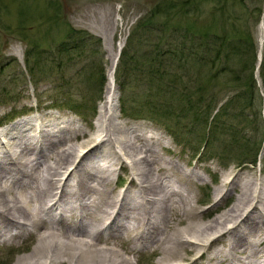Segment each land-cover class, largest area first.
Segmentation results:
<instances>
[{
	"label": "bare ground",
	"instance_id": "bare-ground-1",
	"mask_svg": "<svg viewBox=\"0 0 264 264\" xmlns=\"http://www.w3.org/2000/svg\"><path fill=\"white\" fill-rule=\"evenodd\" d=\"M259 30L260 49L264 18ZM117 47L94 131L53 114L0 129V242L33 244L13 264H129L140 246L160 249L158 264H264V181L228 172L211 208L235 192L232 204L198 218L211 210L191 202L201 175L163 157L155 134L115 121ZM124 166L129 182L115 190Z\"/></svg>",
	"mask_w": 264,
	"mask_h": 264
},
{
	"label": "rangeland",
	"instance_id": "rangeland-1",
	"mask_svg": "<svg viewBox=\"0 0 264 264\" xmlns=\"http://www.w3.org/2000/svg\"><path fill=\"white\" fill-rule=\"evenodd\" d=\"M180 1L182 0H0V129L25 117L53 114L67 120L71 119L74 125L80 126L88 133L94 131L93 120L97 116L99 103L104 98L107 80L105 77L106 82L97 100L98 91L93 84L95 76L91 73L95 70L98 73L102 67L106 76V68L110 61L107 55L115 52L119 43V50L124 48L128 34L139 18L146 17L159 2H166L165 4L175 2L184 5L182 7L187 14L175 8L170 12L172 16L166 21L169 24L178 23L186 26V23L195 22L198 26L208 28L211 26L216 28V32H226L233 36L242 32L251 34L255 45V59L251 72L259 88L260 100L255 98L254 104L246 110L248 119L239 124L237 130L239 135L249 139L250 150L254 145L257 147L262 136L264 137V94L262 75L259 73L264 38L260 49L257 41L259 24L264 18V0H197L198 5L189 11L185 7L187 4ZM70 27L98 36L101 42L97 53L93 52L94 47L91 43H87L82 50L64 51L59 42ZM166 30L160 38L161 46L170 41ZM26 51L31 54H27ZM36 51L40 55V69L30 73L27 61L34 59ZM219 58L220 62L224 61L223 55ZM238 60V55L230 56L227 64L236 68L240 64ZM97 63L98 67L95 69ZM164 63L167 67L173 65L170 60ZM143 67L147 69L146 65ZM248 70L249 66L241 74L247 76ZM212 73L208 70L206 75L211 76ZM138 74L140 75L132 73L128 77L130 98L132 93L136 98L142 97L147 92L145 86L150 85L152 87L149 89V95L152 102L163 103L162 96L156 95L159 91H156L154 84L159 81L154 73ZM232 76L233 70L221 71L213 80L212 91L219 103L226 100L228 95H234L241 87L231 80ZM114 90L112 112L117 115L116 122L133 124L155 134L161 142L159 152L163 157L180 163L186 170L194 169L201 175V179L192 182L194 197L191 202L195 204L199 213L211 208L213 198L216 197L214 188L228 172L238 176L245 174L253 176L260 182L264 181V143L255 164L240 162L243 156H237L242 150L240 151L237 145L228 143V130H219L211 142L204 146L202 141L198 140L202 131L201 125L198 123L194 125L193 120L188 117L189 114L181 113L184 117L175 124L173 121L169 122L165 115L153 119L123 116L119 112L120 90L116 80ZM167 100L176 102L175 99ZM67 101L76 106L83 103L82 111L69 109L66 106L68 103H65ZM93 104L96 105L95 111L91 110ZM178 106L174 105V112ZM229 108L232 111V106L229 105ZM165 124L169 125L170 130ZM126 169L124 166L113 175L115 190L123 188L129 182ZM234 195L235 192L231 193L223 204L213 206L208 214L201 213L198 218L202 217L204 220L212 218L232 204ZM32 245L29 236L19 242H0V264H13L21 256L29 254ZM159 256L160 249L140 246L130 253L129 264H158ZM185 258L190 259L188 256ZM201 262L203 261L198 259L197 263Z\"/></svg>",
	"mask_w": 264,
	"mask_h": 264
},
{
	"label": "trees",
	"instance_id": "trees-1",
	"mask_svg": "<svg viewBox=\"0 0 264 264\" xmlns=\"http://www.w3.org/2000/svg\"><path fill=\"white\" fill-rule=\"evenodd\" d=\"M180 2L187 4L185 5L187 11L191 8L193 10L199 3L197 0H182ZM165 3L159 2L146 17L139 18L129 32L124 48L119 52L114 74V79L118 82V89L120 90L119 112L123 116L142 119L144 117L159 118L165 115L167 120L173 121L174 124L179 123L184 117L181 113H187L194 125L196 123L201 125L202 131L198 140L202 141V145H208L219 130H228V143L237 145L238 149L242 150L237 156H243L240 162L255 164L264 143V137L262 136L257 147L254 145L250 150L249 139L239 135L237 130L239 124L248 119L246 110H249L250 105L254 104L255 98L260 100L259 88L256 86L251 72L255 59V45L251 34L242 32L233 36L226 32H216V28L211 26L209 28L198 26L195 22L186 23V26L178 23L169 24L166 21L172 16L170 12H173L175 8L179 12L185 14L187 12L182 7L184 5L181 6L175 2ZM165 30L170 41H167L165 46H161L160 38L164 35ZM173 33L176 34L174 37ZM100 42L101 39L98 36L70 27L67 29L65 37L59 42V46L64 51L67 49L82 50L87 43H91L94 47L93 52L97 53ZM36 52L34 59L30 62L27 61V69L30 73L34 72L35 69H40V55L38 51ZM27 54H31V52H27ZM221 55L224 57L222 62L219 58ZM237 55L240 64L233 68L227 64V61L230 56L236 57ZM168 60L171 64L173 63L172 66L167 67L164 63ZM260 62L259 73L262 75L261 82L264 94V48ZM95 65H97L95 66L97 69L98 63ZM144 65L147 69L143 67ZM247 66H249L248 75L244 77L241 72ZM208 70L213 72L211 76L206 75ZM226 70H233L231 80L241 87L234 95H228L226 100L219 103L212 91L214 87L212 83L218 72ZM141 72L148 75L154 73L153 75L158 78L159 82L154 86L156 91H159L156 95L160 94L164 99L163 103L152 102L149 95V89L152 87L150 85L145 86L147 92L142 97L136 98L132 93V98H130L128 77L132 73L140 75L138 73ZM91 74L95 76L93 84L98 91L97 100H99L101 89L106 82L105 71L101 67L98 73L95 70ZM167 99L172 101L175 99L176 102L172 103ZM65 103H68L66 106L69 109L77 112L82 111L84 106L83 103L78 106L70 103V101ZM175 104L179 106L175 108L176 111L174 112ZM229 105L232 106V111L230 108L228 109ZM95 106L94 104L91 106L92 111H95ZM165 125L170 130L169 125Z\"/></svg>",
	"mask_w": 264,
	"mask_h": 264
},
{
	"label": "water",
	"instance_id": "water-1",
	"mask_svg": "<svg viewBox=\"0 0 264 264\" xmlns=\"http://www.w3.org/2000/svg\"><path fill=\"white\" fill-rule=\"evenodd\" d=\"M117 58V57H116Z\"/></svg>",
	"mask_w": 264,
	"mask_h": 264
}]
</instances>
